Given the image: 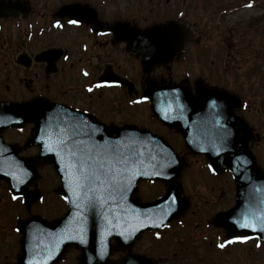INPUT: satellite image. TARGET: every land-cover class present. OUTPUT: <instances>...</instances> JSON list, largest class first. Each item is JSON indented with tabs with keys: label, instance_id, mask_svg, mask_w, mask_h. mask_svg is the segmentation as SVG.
<instances>
[{
	"label": "water",
	"instance_id": "obj_1",
	"mask_svg": "<svg viewBox=\"0 0 264 264\" xmlns=\"http://www.w3.org/2000/svg\"><path fill=\"white\" fill-rule=\"evenodd\" d=\"M29 11L30 7L20 0L8 5L5 0H0V17L26 15ZM56 14L101 28L95 10L88 5H63ZM111 29L115 32L116 41L125 40L130 50L143 54V66L147 73H150L153 64L165 63L166 57L179 54L190 38L186 26L174 21L146 29L131 28L128 23L118 22ZM42 55L37 58H42ZM149 85L150 81H147L146 91ZM181 88L189 91L188 87ZM153 94L150 92L148 95L155 103ZM189 100L192 102L190 105ZM173 102L176 105L171 109L178 108V117L195 121L192 129L196 135L190 136L187 128L176 122L165 120V123L183 134L191 151L204 153L216 172L229 169L234 174L236 203L228 211L217 213L213 218L214 224L226 228L229 236L246 234L264 240V169L252 150L251 142L255 138L253 128L236 114L242 106L241 99L201 83L197 85V96H176ZM41 103L35 100L0 102V133L12 126H23L28 121L36 124L37 136L46 132L58 133L61 125L59 108L55 104ZM153 109L156 112L155 104ZM96 126L99 128L96 133L101 136L97 143H82L79 138L76 142L71 128L66 127L60 139L58 135L53 143L42 147L39 157L21 162V166L24 164L35 177L38 163L50 160L60 174L63 169L69 168V163L75 164L78 159L92 157L89 171L102 172L101 180L110 176H115V179L109 180L103 190L99 182L90 183L81 190L74 186L72 177L69 182L66 181V191L62 190V193L69 199L70 207L63 219L53 224L39 220L20 224L24 234V254L19 264H26L29 241L34 239L30 227L34 224L47 230L46 240L50 246L46 251L48 264H54L71 245H81L83 249L80 264H107L105 259L114 248L131 246L141 231L165 226L183 215L189 206L188 201L180 197L178 185L184 161L161 139L135 127L119 129L118 136L112 138L110 135L114 129L106 130L100 124ZM36 143L32 139L29 142L30 145ZM71 153H75V157ZM15 155V150L0 140L1 176L7 174L9 177L16 171V162L11 159ZM73 172L71 169L72 175ZM143 179L164 181L169 187L166 195L154 202L140 201L137 196L138 182ZM23 186L18 193H24L30 201ZM246 223L253 227H243ZM112 236L117 243L110 246ZM119 263L155 264L150 258L133 254Z\"/></svg>",
	"mask_w": 264,
	"mask_h": 264
},
{
	"label": "rangeland",
	"instance_id": "obj_2",
	"mask_svg": "<svg viewBox=\"0 0 264 264\" xmlns=\"http://www.w3.org/2000/svg\"><path fill=\"white\" fill-rule=\"evenodd\" d=\"M23 1H27L33 8L37 9V14H31L23 20L30 21L27 24V29H22L21 26L14 25L10 21L6 24L0 23V26H3V29L0 31V39H2L0 43L10 45L9 41L14 42V45L11 46L14 47L11 50V55L15 52H20L22 46L18 47L17 44H23L22 50L26 49L24 35L29 33V30L36 37L35 40L37 39L33 44H30L35 45L34 50L45 47L44 43H47V45L51 42L60 43L61 40L57 38L63 33L70 34L75 38L79 35L78 32L76 33L77 26L73 24L68 26L69 30L67 28V31L63 26H59L58 29L53 28L54 23L49 21L46 18V12L44 13L50 7L56 10L69 0ZM87 1L91 3V6L98 7L103 17L109 19L110 22L119 19H132L141 27H146L174 19L184 22L193 28L196 32V39L200 41L189 44L190 48L188 51L190 54H193L192 52L194 51L198 52V55H195L192 62L193 68L205 70L207 73H204V75L208 74V79L212 82L211 84H218L220 87L244 99L245 107L242 109V113L257 131L253 149L260 160L259 162L262 164L261 166H264V0ZM17 23L23 24L20 21ZM82 30L84 29L82 28ZM49 34L52 35L50 38H43ZM119 51L120 49L116 50V52ZM2 54L4 55L5 52H2ZM117 56H115L114 60L117 68L120 71L126 72L123 67L128 65L130 69L127 71V74L132 70L135 76H137L134 64L130 60H125L123 56L122 67L120 65L121 56ZM0 64L2 65L1 61ZM180 65H182V62ZM6 67L5 70L9 73V78H6L2 71L0 72V100L10 99L14 101L24 99L44 89V84L42 85V82L40 83L39 81L41 79L29 83L27 80H21L22 77L28 76L25 72H21L19 69L15 71L10 66ZM178 69L179 67H177ZM214 77L218 82H214ZM6 86L9 87V90L6 89ZM213 86L215 85L213 84ZM115 102L116 100H114ZM14 131L7 130L5 138L8 141H13L19 137ZM27 133L26 129L23 135L25 136ZM195 163L197 169H188L182 176V183L187 194L202 197L213 189L210 183L211 175L206 163H202L199 160ZM44 167L40 168L39 176L41 179L36 182V185L38 184V187H40L44 184V191L48 193L51 189L58 186V180L55 179V174L51 171L50 164L44 165ZM230 180L231 177L227 174L224 183L227 193L228 187L231 188ZM144 188L149 191L147 186H144ZM3 191L2 186H0V193ZM227 193L223 196V199H226V203L223 206L226 208L232 204V199L228 200L226 198ZM6 200L1 195L0 228L5 225L4 223L7 222L8 216L16 212V203L11 204ZM48 202L50 200H46V204L44 205L46 209H32V213L28 209L21 210L22 216L25 217L30 213L33 214V212L41 213L42 210H45V213H47ZM55 207L56 209H60L62 204L59 205L57 203ZM196 208L193 206L186 214V219L190 223L192 220L196 221L200 214L208 216L216 209V207L213 209L212 205L208 207L200 206L196 214L194 213ZM49 210L53 213L55 212L53 208ZM17 211L19 212V210ZM179 231H182L183 238L180 237L179 242L176 243L173 239V234H177ZM206 231L205 227L198 230L192 228L190 232L194 233L189 239L186 236L190 232L185 234V230H183L180 224L159 232L158 238H156V234L153 232H145L143 238L139 242H136L134 248L131 250L152 257L156 260L157 264H264V246L254 248V241L251 239H246V242L243 244L239 243L238 245L236 243L238 246L235 247L229 246L225 252H219L218 257H216L215 248L214 250L212 248L211 251L207 250L206 244L197 238L201 233L203 236V233ZM209 231L212 230L209 229ZM161 236L162 238H159ZM0 247L7 248V245L1 244ZM194 253L197 255H194Z\"/></svg>",
	"mask_w": 264,
	"mask_h": 264
},
{
	"label": "flooded vegetation",
	"instance_id": "obj_3",
	"mask_svg": "<svg viewBox=\"0 0 264 264\" xmlns=\"http://www.w3.org/2000/svg\"><path fill=\"white\" fill-rule=\"evenodd\" d=\"M75 2L84 3L86 1L76 0ZM48 11H50V9ZM98 12L99 18L107 26L110 20L104 18L101 11ZM52 17L53 13L51 11L49 13V18ZM64 20H66V22L69 21L68 18H64L62 21ZM131 21L135 23L134 20ZM82 28L87 31V33H85ZM76 32L79 34L77 35V38L72 37L70 34L63 33L57 38L58 40H61L60 43H51L38 50H34V46L29 45L28 43L25 45L26 49L22 50L23 44H17L18 47L22 46L20 52H15L12 55L11 50L14 47L11 46L14 45V42L9 41L10 45L0 43V61L2 63V65L0 64V72L2 71L6 78H9V73L5 68H7L6 66H10V68L13 67L15 71L21 68V72L23 71L28 75L22 77L21 80H27L29 83H32L34 80L37 81L41 79L39 80L40 83L42 82V85L44 84V89H42L41 92H36L35 94H32L31 96L29 95V97L20 100L22 101L42 96L52 102L70 106L72 109L81 113L82 116L86 117V119H82L86 131L78 136L82 143H91L92 139L97 140L98 135L94 133L96 130L94 127L96 126L93 124L91 125V122L93 121L95 124H98V122L101 121L106 125V130L113 129L111 127H122L130 124L136 125L140 128L150 129L154 132L161 133L174 148L179 150L186 149L182 137L175 131L164 126L160 120L154 116L151 108V101L146 98L144 90L147 84V79L150 81L148 89H151L152 85H156L160 89L163 88L164 85H180L183 87L188 86L192 91H195L197 83H207L210 85L212 82L208 79V74L204 75V73L207 72L202 69H194L192 66V62L195 55H198V52L194 51L192 52L193 54H190L188 51L190 45H186L181 56L174 58L171 62L166 64L155 65L149 77L146 78L141 66L142 56L129 51L125 42L115 43L111 31L106 28L98 31L92 25L79 24V28ZM53 49V52L44 55L41 60L34 59L35 54L39 51L47 50L48 52ZM117 49H120V51L116 52ZM2 52H5V54L3 55ZM115 56H121L120 65L122 67L123 56L125 57V60H130V62L134 64L137 76H135L132 70L127 74V71L130 69V66L128 65L123 67L126 72L120 71L114 63ZM24 62H30V65L26 67ZM181 62L182 65H180ZM177 67H179L178 70ZM115 74L127 77L133 82V84H130V87L124 84H111L110 80L115 77ZM214 82H218L215 77ZM213 84L219 86L218 84ZM97 85L101 86L97 87ZM7 86L6 89L9 90V87ZM89 88L92 89L91 92L88 91ZM114 100H116L115 103ZM27 126L30 129L33 128V124H28ZM30 129L27 130L28 133L25 136L23 135L25 131L23 134L15 132L19 137L11 142L24 144L26 138L31 133ZM113 134H115V132H113ZM173 134L176 136H173ZM38 151L39 147H32L31 150L25 153V155H36ZM210 175V183L213 186V189L210 193H207L202 197L187 194L182 184V196L189 198L192 204L191 208L193 206L197 207L194 211L196 214L198 213L200 206L208 207L212 205L213 209L216 207V209L213 210L214 213L227 209L223 206V204L226 203V199H223V196L227 193L224 184L226 181V175L223 172L210 173ZM57 179L59 185L60 180L59 178ZM162 185L154 184V186H152L150 184H144L143 187L140 188L141 197L144 200H153L161 196L165 191L164 189H166L164 188L165 186ZM0 186H2V189L4 190L0 193V197L2 195L3 198H6V201L11 204L16 203V212L10 214L7 218V222L4 223L5 225L0 228V246L1 244L7 245V248L0 247V264H12L19 260L22 253V233L18 229L19 220L29 218L33 214H40L47 220L51 221L63 217L67 211L68 204L66 198L60 194L59 188H53L47 193L44 191V184L40 186V189H38V184L35 187L32 183L26 185L29 194L32 195V203L30 205H28L23 194L16 196L17 199H13V194L9 191L6 181L0 180ZM144 186H147L149 191H147ZM35 189L40 190L41 193ZM231 191L232 184L231 188L228 187L226 198H228V200L232 199L233 203L234 196L231 195ZM46 200H50L47 204V213H45V210H42L41 213L33 212V214H31L32 209H46L44 206ZM57 203H59V205L62 204L60 209H56L55 206ZM51 208L55 209L54 213L49 210ZM24 209H28L31 213L23 217L21 210ZM17 210H19V212ZM188 211H190V209ZM209 221L211 223L210 219ZM175 223L180 224L183 230H185V234H187L190 232V224L193 222L190 223L185 215L183 218L176 220L174 224ZM195 225L198 227L201 225V222L196 221ZM210 230H212L211 236L214 239H221L225 236V232L222 228H215L212 225ZM174 235L183 237L182 231H179ZM142 238L143 236L140 240ZM186 238L189 239L190 236L188 235ZM112 242H114V240H112ZM211 243H214V240H212ZM32 249L37 254H42V247L40 244L33 245ZM127 252H129V249L126 251L115 249L108 260L110 263H113V261L123 257ZM219 252H225V248L219 249L218 253ZM81 253L82 250L80 247H69L66 249L63 257L55 264H78Z\"/></svg>",
	"mask_w": 264,
	"mask_h": 264
},
{
	"label": "snow or ice",
	"instance_id": "obj_4",
	"mask_svg": "<svg viewBox=\"0 0 264 264\" xmlns=\"http://www.w3.org/2000/svg\"><path fill=\"white\" fill-rule=\"evenodd\" d=\"M250 6V5H249ZM71 24H77L78 21L71 20L69 21ZM59 26V25H58ZM101 85H97V87H100ZM88 91H92L91 88L88 89ZM73 157H75V153H71ZM92 159V157H88L87 159H78L77 163H69L68 167L69 169L74 170L72 175V181L76 188L84 189L86 188L90 183L99 182L101 184V190L104 189V186H107L109 184V180H114L115 176L105 177L104 180H101V175L103 174L100 172L98 174V171L93 170L89 171V161ZM211 167V166H210ZM101 169H103V165L100 166ZM111 171V170H109ZM23 183V181H21ZM13 199H17L16 196H13ZM175 201V197H173V202ZM243 227H253L251 224H244ZM220 247H224L223 244L220 245Z\"/></svg>",
	"mask_w": 264,
	"mask_h": 264
}]
</instances>
